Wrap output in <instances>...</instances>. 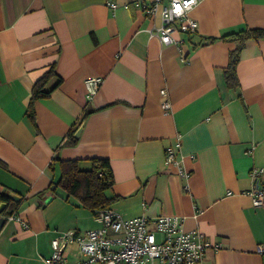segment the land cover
<instances>
[{"label": "crops", "instance_id": "obj_1", "mask_svg": "<svg viewBox=\"0 0 264 264\" xmlns=\"http://www.w3.org/2000/svg\"><path fill=\"white\" fill-rule=\"evenodd\" d=\"M146 1L0 0V192L22 198L0 214V264H45L51 240L103 228L58 184L61 162L89 170L93 159L109 161L106 195L122 218L181 217L220 245L201 264H264V207L249 195L264 188L249 175L264 168V39L243 45L236 88L224 72L238 44L219 40L264 29V0H203L190 13L197 32L170 45L150 34L161 16H146ZM51 68L32 123L33 87ZM92 78L102 83L89 99ZM63 256L82 259L75 244Z\"/></svg>", "mask_w": 264, "mask_h": 264}, {"label": "built area", "instance_id": "obj_2", "mask_svg": "<svg viewBox=\"0 0 264 264\" xmlns=\"http://www.w3.org/2000/svg\"><path fill=\"white\" fill-rule=\"evenodd\" d=\"M202 1L169 0L160 9L161 0H149L138 3V6L149 18L160 11L161 25L154 26L149 32L161 44L170 45L176 42L174 34L177 32H197L198 23L190 13ZM108 6L117 7L113 2H109ZM101 83L100 78L86 81L89 99L97 94ZM160 96L163 110L169 111L171 103L167 90L162 89ZM174 158V153L170 151L168 161L173 162ZM249 175L257 181L264 175V168H252ZM249 195L253 206L264 207V188L253 189ZM95 218L103 223V228L60 235L51 240L52 254L42 261L45 264H66L63 253L73 244L82 256L76 264H201L208 249L220 248V245H212L199 230L186 231L181 217L124 219L115 209L106 208L99 211Z\"/></svg>", "mask_w": 264, "mask_h": 264}, {"label": "trees", "instance_id": "obj_3", "mask_svg": "<svg viewBox=\"0 0 264 264\" xmlns=\"http://www.w3.org/2000/svg\"><path fill=\"white\" fill-rule=\"evenodd\" d=\"M251 39H264V29H248L219 38V40L234 41L238 44L237 48L230 53L229 64L224 72L225 83L228 88H236L238 86L236 66L239 55L245 42ZM215 40L217 39H210V41ZM53 75H56V72L54 68H51L41 79L36 81L33 87L27 111V116L32 123L35 119L34 104L37 100L50 95V90L46 89V85ZM60 82L61 79H59V83ZM90 113L91 112H88L83 116L82 122ZM73 133L74 131L69 134V137H71ZM71 142L75 144L76 140L72 138ZM61 172L62 174L58 182L60 187L63 188L68 195L77 198L82 206L91 210L95 216L99 211L110 208L114 198H108L106 191L113 186L114 180L108 160L93 159V166L89 170L80 169L78 160H66L61 162ZM7 193L8 192H0V203H5L7 207L1 214H4V216L15 213L22 201V198L18 202L13 201Z\"/></svg>", "mask_w": 264, "mask_h": 264}, {"label": "water", "instance_id": "obj_4", "mask_svg": "<svg viewBox=\"0 0 264 264\" xmlns=\"http://www.w3.org/2000/svg\"><path fill=\"white\" fill-rule=\"evenodd\" d=\"M81 130H82V128L80 127L76 133V137H78L80 135ZM7 194L13 201L18 202L21 199L18 194H15V193L12 194L11 192H8ZM5 207H6L5 203H0V214L4 211ZM5 222H6L5 218L0 219V230L3 227V225L5 224Z\"/></svg>", "mask_w": 264, "mask_h": 264}, {"label": "rangeland", "instance_id": "obj_5", "mask_svg": "<svg viewBox=\"0 0 264 264\" xmlns=\"http://www.w3.org/2000/svg\"><path fill=\"white\" fill-rule=\"evenodd\" d=\"M60 190V189H59Z\"/></svg>", "mask_w": 264, "mask_h": 264}]
</instances>
